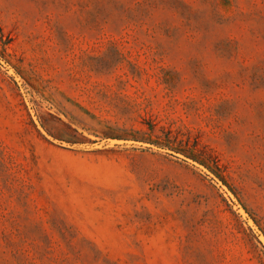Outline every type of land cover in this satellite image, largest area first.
<instances>
[{
  "label": "rangeland",
  "instance_id": "1",
  "mask_svg": "<svg viewBox=\"0 0 264 264\" xmlns=\"http://www.w3.org/2000/svg\"><path fill=\"white\" fill-rule=\"evenodd\" d=\"M0 264H264V0H0Z\"/></svg>",
  "mask_w": 264,
  "mask_h": 264
}]
</instances>
